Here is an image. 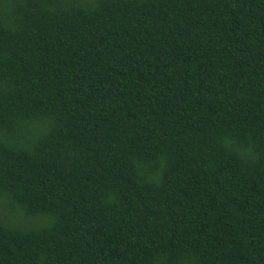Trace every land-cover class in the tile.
Wrapping results in <instances>:
<instances>
[{"label":"trees","instance_id":"1","mask_svg":"<svg viewBox=\"0 0 264 264\" xmlns=\"http://www.w3.org/2000/svg\"><path fill=\"white\" fill-rule=\"evenodd\" d=\"M0 264H264V0H0Z\"/></svg>","mask_w":264,"mask_h":264}]
</instances>
